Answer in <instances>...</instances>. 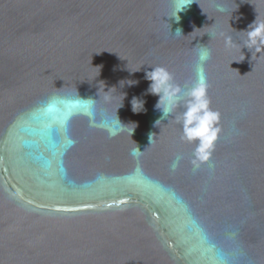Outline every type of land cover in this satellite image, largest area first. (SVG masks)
Wrapping results in <instances>:
<instances>
[{"label": "water", "instance_id": "1", "mask_svg": "<svg viewBox=\"0 0 264 264\" xmlns=\"http://www.w3.org/2000/svg\"><path fill=\"white\" fill-rule=\"evenodd\" d=\"M190 2L176 24L174 0H0V264H264V46L241 31L264 0ZM150 67L180 88L168 114Z\"/></svg>", "mask_w": 264, "mask_h": 264}, {"label": "clouds", "instance_id": "2", "mask_svg": "<svg viewBox=\"0 0 264 264\" xmlns=\"http://www.w3.org/2000/svg\"><path fill=\"white\" fill-rule=\"evenodd\" d=\"M191 4L190 0H174L173 12L169 19L179 24L181 20L179 13L184 11L185 8ZM219 10L224 11L223 8ZM170 25L172 32V24L170 23ZM241 31L247 34L244 47L248 49L255 48L256 51H260V46H264V22L258 23L255 20L246 30ZM173 34L177 36L184 35L182 27H176ZM226 43L229 45L232 44L231 37L226 39ZM210 56L211 52L207 47H201L199 49V61L201 63L197 66L198 71H202V63L209 59ZM145 78L150 82L147 93L158 97L155 106L156 109L159 111L162 109L164 114L170 113L176 106L177 95L180 92V88L173 83V75L164 67H155L145 72ZM188 96L190 99L186 106L187 110L183 114L184 138L189 141L196 138L200 139L197 155L205 160V157H207L205 151L211 148L213 141L216 139L217 132L219 131V129L210 130L212 122L218 119L219 114L209 110V101L206 98V84H197V86L188 93ZM131 104L132 110L135 113H140L145 110L144 101L141 99L133 97ZM150 140L151 134H149V142Z\"/></svg>", "mask_w": 264, "mask_h": 264}, {"label": "snow or ice", "instance_id": "3", "mask_svg": "<svg viewBox=\"0 0 264 264\" xmlns=\"http://www.w3.org/2000/svg\"><path fill=\"white\" fill-rule=\"evenodd\" d=\"M207 159V157H205V160ZM219 251V250H218ZM220 259L222 260V261H224L225 262V264H227V258H226V256H224V255H220Z\"/></svg>", "mask_w": 264, "mask_h": 264}]
</instances>
